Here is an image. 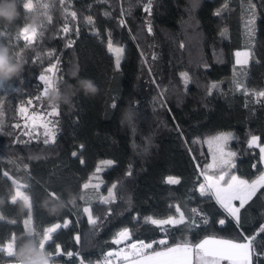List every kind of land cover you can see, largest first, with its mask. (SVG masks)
Segmentation results:
<instances>
[{"label": "trees", "instance_id": "trees-1", "mask_svg": "<svg viewBox=\"0 0 264 264\" xmlns=\"http://www.w3.org/2000/svg\"><path fill=\"white\" fill-rule=\"evenodd\" d=\"M26 1L16 0L15 21L0 20V43L23 65L21 73L0 89V199L4 201L0 215L5 218L0 220V243L6 244L13 234L27 238L24 221L29 209L21 211L24 203L11 201L14 180L26 184L34 238H42L51 225L71 220L46 244L52 253L60 245L61 254L53 259L62 264H78L69 252L86 261L101 259L117 246L113 237L122 228L129 229L130 239L166 240V245L153 243L147 252L178 244L195 246L206 237L242 242L231 218L214 198L200 195L199 185L209 163L204 138L220 133L232 137L228 148L236 155L231 175L252 181L263 172L260 150L249 146V140L256 136L264 145V97L256 100L235 89L232 77L240 68L235 52L246 43L241 14L254 6L255 46L250 64L243 68L247 85L264 92V0H152L150 14L144 10L149 0H32L31 11L23 8ZM33 10L40 23L29 45L17 34L29 24ZM109 39L124 47L119 69L105 46ZM51 65H56L54 87L70 92L71 102L56 104L55 142L45 144L47 136L42 130L32 133L21 109L29 101L53 107L39 79L50 73L45 70ZM182 73L189 77L187 84ZM82 78L98 85L96 95L79 90ZM193 139L199 147L196 154L190 145ZM101 160L113 161L100 173V195L107 196L109 188L117 185L115 201L109 204L99 202L93 189H83ZM169 177L180 183L169 184ZM50 193L66 202L58 214L44 207L46 199H56ZM89 196L93 198L86 202ZM71 197L75 204L68 202ZM172 202L197 226L161 230L146 220L166 219ZM88 204L98 218L95 227L83 212ZM192 209L200 210L208 223ZM240 215L243 235L252 236L264 224V189ZM220 219H226L225 225H219ZM22 239H17L15 249ZM256 245L257 252H264L260 246L264 233L257 236ZM8 260L15 262L16 257ZM254 264H264V257Z\"/></svg>", "mask_w": 264, "mask_h": 264}, {"label": "snow or ice", "instance_id": "snow-or-ice-1", "mask_svg": "<svg viewBox=\"0 0 264 264\" xmlns=\"http://www.w3.org/2000/svg\"><path fill=\"white\" fill-rule=\"evenodd\" d=\"M63 3V0H61ZM151 3L152 0H149L148 4L145 6V11L149 12L151 10ZM33 3L31 0L28 2L23 3V8L25 10H32ZM47 7V5H44ZM217 15L219 13H216ZM107 15V13H105ZM71 16L73 18L76 17V13L72 12ZM50 19V18H49ZM87 22L89 24L93 23L91 17L87 18ZM255 22V11L253 6V14L252 18L249 20V24H254ZM121 23L123 24L124 21L122 20ZM63 31L67 33L69 31L68 27H64ZM152 29L151 26H148V32L151 33ZM225 33L222 32L221 35ZM3 35V33H0ZM19 35L23 38V40L27 41L29 45L33 43L37 36V28H30L24 27L20 30ZM69 47L71 44L68 45ZM109 51L115 52L117 55L116 60V67L119 69L120 67V57L123 55L124 49L123 48H114L112 46L111 41H109ZM52 55V53H49ZM237 60V64H244L247 65L249 63V56L250 53L247 51L244 52H236L235 53ZM244 57V59H240V57ZM20 61V57L17 55L16 58ZM56 68V65H51L45 71L52 72ZM75 74V73H74ZM181 76L183 77L184 83L187 84L189 82V77L187 73H182ZM40 81L44 82L46 85L44 95H47L48 90L52 87L51 81L49 77L45 75H40ZM215 87V85H213ZM238 87H240L238 85ZM6 83L0 81V89H5ZM13 91H19V89H12ZM258 96L264 97V92L257 93ZM31 103V101H29ZM22 112L25 109H21ZM49 115H59L56 105H53L52 111ZM47 128L48 126L45 125ZM230 133H221L217 136L212 137L208 140V144L210 147L214 148L213 153V160L207 167L208 169L216 172L215 175H209L205 172H202L201 175L204 177V183L199 185V193L202 197H208L209 199L214 198L215 202L223 209L224 213L227 214L228 218H231V221L234 222V226L240 230V235L242 237L243 242H237L232 239H223V238H215V237H206L205 239L201 240L199 244L195 245V248L201 254V258L205 259V264H220L221 260L229 261L230 264H254V261H259L261 257H264V252H257L256 251V238L261 233H264V224H261L259 229H257L256 233L252 236H244L243 235V226L241 224V210L245 208V206L253 200L256 196L257 192L261 189H264V173H262L256 180L248 181L245 179H241L236 175H231L230 169L234 167L232 163V158L236 155V153L231 151H226L227 143L231 139ZM259 138L256 136H252L249 140V146H256L259 147L261 153V160L264 161V147H261L258 143ZM55 142V135L54 133L51 135L50 138H46L44 140L45 144ZM83 145H80L81 150L83 149ZM73 157L77 156L76 152L72 153ZM84 161L81 159V164ZM113 164V161L106 160L101 161L100 165L97 166L96 172L99 173L101 171V167H107ZM218 170V171H217ZM7 176V173H4ZM130 175V173H129ZM230 177V178H229ZM169 184H179L180 180L178 178L169 177L168 181ZM100 183L92 184L91 179L89 183H85L83 185V189L87 190L90 187L95 192V198L104 204H109L110 202L115 201V194L114 190L117 188L116 184H113L111 188L108 190V195L103 196L99 194ZM20 187L18 186L15 195L11 197V201L15 203L18 198L24 201V204L29 208V215L28 218L24 221V226L27 233H33L34 229L32 227V216H31V203L29 197L25 195L22 191H20ZM52 197H56L55 193H50ZM82 200L85 199V196L82 195L80 197ZM93 197L89 196L87 199L90 201ZM238 202V206L236 204ZM75 204V200L72 202ZM176 211L179 213L177 217H169L164 220H156L151 217L146 218L148 222L157 227H160L161 230L164 229L165 226H177V225H185L190 224L192 227H196V223L194 219H190L186 217L184 212L181 211L179 206H176ZM83 212L87 214V220L90 225L95 227L98 223V218L94 217L92 214L91 206H86L83 208ZM192 213L199 214V218L203 220L205 224L208 223L207 218L200 212L198 209H192ZM111 214V209H109V215ZM5 218L0 215V220H4ZM11 223H16V221H11ZM219 225L223 226L226 223V219H220L218 221ZM71 224V220L65 219L63 224L57 223L48 227L43 230L42 238L39 239V244L42 249H46V243L53 240V234L57 232V230L61 228H67ZM40 236V233L36 234ZM118 238L115 240V243H120L121 239H128L130 236L129 229L124 228L118 234ZM18 237L15 234L12 235L11 239L6 243H0V253L5 254L8 257L15 256V245ZM76 242H80V236L76 235L75 237ZM153 243H158L160 245H166V240H159L154 241ZM139 245L141 248L151 249L152 243H145L144 241H139ZM264 247V245H260ZM133 249L136 250L137 254H140V249L137 248L135 244L132 245ZM192 249L187 245H176L175 247H169L166 251H155L152 253L151 256H148L146 260L139 261V264H190L189 256L191 254ZM51 258V264H54L53 257L59 256L61 254L60 245L56 244V252L52 253L49 252ZM68 256H73L74 254L69 252L67 253ZM108 256L113 255V253L109 252ZM80 264H85L84 260H80ZM135 264V262H134Z\"/></svg>", "mask_w": 264, "mask_h": 264}, {"label": "rangeland", "instance_id": "rangeland-1", "mask_svg": "<svg viewBox=\"0 0 264 264\" xmlns=\"http://www.w3.org/2000/svg\"><path fill=\"white\" fill-rule=\"evenodd\" d=\"M28 2V0L26 1ZM32 2V0H31ZM33 3V2H32ZM31 11V10H30ZM252 14H253V10L250 8V7H246L243 11V13L241 14V19H242V25H243V31H244V36H245V47L243 49H240V50H237L236 52H244V51H247L250 53V56H249V63L251 62V57H252V47L255 46V42L253 41V35H254V30H255V22L254 24H249V20L252 18ZM255 19H256V14H255ZM29 25V24H28ZM28 25H26L25 27H27ZM24 28V27H23ZM20 33V32H19ZM19 33L17 34V38L19 39H22L23 38L19 35ZM25 41V40H24ZM109 41H111V39L107 40L105 46L106 48L108 49L109 51ZM112 46L114 48H123L122 46H116L112 41ZM110 52V51H109ZM235 52V53H236ZM113 57H114V61H115V66H116V60H117V55L115 52H110ZM123 56H124V52H123V55L120 57V63L123 59ZM240 59H244V57H240ZM236 60H237V57L235 55V63H236ZM247 64V65H248ZM236 65L240 66V68H237L235 69L234 71V74H233V77H232V84L234 86L235 89L237 90H240V91H244L246 94H249V95H252V97L256 100H259L262 96H258L257 93H259L260 91H257L255 89H252L250 88L248 85H247V79H246V71L245 69L243 68L244 64H237ZM47 77H49L50 81H51V84H52V87L49 88V90L51 88L54 87V81H55V77L53 76V72H50L48 73L47 75H45ZM44 84V82H43ZM238 85L240 87H238ZM45 87L46 85L44 84V88H43V92L45 91ZM48 90V91H49ZM25 109L24 112H22V116H23V121H24V124H26L29 129L32 131V133L36 134L38 133L40 130H42L43 134L45 136H47V138H50L51 135L54 133L55 135V128H56V125H55V122H56V115H49V113L52 111V106H48V107H41L39 106L38 104H35V103H30L29 106L23 108ZM45 125H47L48 127L46 128ZM221 134V133H220ZM218 134L216 135H212V136H206L204 138V144H205V147H206V151H207V154H208V160H209V163L207 164V166L212 163V160H213V153H214V148L213 147H210L209 144H208V140L211 139L212 137L214 136H217ZM251 139V138H250ZM230 141V140H229ZM229 141L227 143V147H226V151H230L229 148H228V144H229ZM258 143L260 144L261 147H264V145H262L259 140H258ZM190 145H191V148H192V151L196 154L199 152V147H198V143L196 141V139H193L191 142H190ZM259 148V147H258ZM260 150V149H259ZM232 152V151H231ZM101 161H106V160H101ZM98 163V165H100V162ZM232 163H234V157L232 158ZM262 164H263V167H264V161H262ZM206 166V172L207 174L209 175H215L217 174L216 172H213L212 170L208 169V167ZM103 166L101 167V171L103 170ZM96 172V169L95 171L89 176L88 180L85 182V183H89L90 179H91V183L92 184H96V183H100L101 185V180H100V173ZM218 171V170H217ZM264 173V168H263V172ZM261 175V174H260ZM259 175V176H260ZM237 176V175H236ZM258 176V177H259ZM203 177V176H202ZM239 177V176H238ZM256 177V178H258ZM230 178V177H229ZM241 178V177H240ZM255 178V180H256ZM243 179V178H241ZM253 181V180H252ZM14 189H13V193H12V196L15 195L16 191H17V187L18 186H23V187H20V191H22L25 195H27L29 197V200H30V196L26 190V184L23 183V182H20V181H17V180H14ZM204 177H203V180H202V183H204ZM92 188L90 187L89 189H87L88 191L91 190ZM85 190V189H84ZM17 201H22L24 203V201L20 198L17 199ZM86 202H89V200L86 199ZM30 203H31V200H30ZM237 206H238V202H236ZM86 206H89L86 205ZM85 206V207H86ZM28 208V207H27ZM29 209V208H28ZM179 215H176L173 213V215H171L170 217H177L178 218ZM169 218V217H167ZM166 218V219H167ZM124 229V228H122ZM118 230L116 231V233L114 234V237H113V240H116L118 238L117 234L122 230ZM164 230H167V226L164 227ZM161 240V239H160ZM126 241L125 239H121V242L120 243H116L117 245L121 244L122 242ZM58 261V260H57ZM12 261H9L8 260V256H6L5 254L3 253H0V264H15V263H11ZM58 263H61L58 261Z\"/></svg>", "mask_w": 264, "mask_h": 264}, {"label": "clouds", "instance_id": "clouds-1", "mask_svg": "<svg viewBox=\"0 0 264 264\" xmlns=\"http://www.w3.org/2000/svg\"><path fill=\"white\" fill-rule=\"evenodd\" d=\"M16 0H0V20L12 23L18 17ZM30 28H37L40 23L39 15L33 10L29 17ZM23 69V65L17 59H14L7 45L0 43V81L8 82L18 76ZM78 88L86 96H94L98 93V85L89 78H82L78 81ZM48 102L52 105L59 103H70L71 93L61 92L57 87L51 88L46 95ZM75 197H71L68 202L72 203ZM0 199V204H3ZM27 207L21 205V211ZM44 207L50 214H58L66 207V202L63 199L56 198L55 200H45ZM27 238L22 239L18 247L15 249V264H51L50 254L46 249H42L39 240L34 238L31 233H25Z\"/></svg>", "mask_w": 264, "mask_h": 264}, {"label": "built area", "instance_id": "built-area-1", "mask_svg": "<svg viewBox=\"0 0 264 264\" xmlns=\"http://www.w3.org/2000/svg\"><path fill=\"white\" fill-rule=\"evenodd\" d=\"M139 241H144L145 243H152L153 241H148L146 239L138 238V239H128L121 244L117 245L116 247L110 249L108 252L113 253V255L108 256V252L105 256L101 259L94 260V261H86L84 260L85 264H118L124 261H128L134 258H137L147 252L148 249L141 248L139 245ZM135 244L137 248L140 249V254L136 253V250L133 249L132 245ZM79 259L78 264H80V260L82 259L81 256L77 253H73ZM15 263V262H11Z\"/></svg>", "mask_w": 264, "mask_h": 264}, {"label": "crops", "instance_id": "crops-1", "mask_svg": "<svg viewBox=\"0 0 264 264\" xmlns=\"http://www.w3.org/2000/svg\"><path fill=\"white\" fill-rule=\"evenodd\" d=\"M176 206H178V204L176 202L170 203V205L168 207V212H169V216L168 217H170L171 215H173V213L176 214V215H179V213H177V211H176ZM153 219H156V218H153ZM156 220H164V219H156ZM51 226H49V227H51ZM129 233H130V231H129ZM130 237H131V235L129 236L128 239H130ZM215 238H217V237H215ZM128 239H126V240H128ZM113 241L115 242V240H113ZM237 242H239V241H237ZM199 243L200 242H198L197 244H199ZM188 246L192 249L191 254L189 256L190 264H205V259H202L201 258V254L195 248V246H191V245H188ZM171 247H175V246H171ZM167 248H169V247H167ZM167 248L158 249V250H154V251H151L150 250V251L146 252L145 254H143V255H141V256H139L137 258H134V259H131V260H128V261H124V262H121V263H118V264H134V262H135V264H139V261L146 260L147 257L148 256H151L153 252H155V251H166ZM53 262H54V264H62V263H58V261L56 259H53ZM220 264H230V262L229 261H226V260H221L220 261Z\"/></svg>", "mask_w": 264, "mask_h": 264}, {"label": "water", "instance_id": "water-1", "mask_svg": "<svg viewBox=\"0 0 264 264\" xmlns=\"http://www.w3.org/2000/svg\"><path fill=\"white\" fill-rule=\"evenodd\" d=\"M109 253V252H108Z\"/></svg>", "mask_w": 264, "mask_h": 264}]
</instances>
